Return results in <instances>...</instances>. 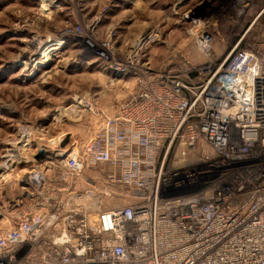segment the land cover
<instances>
[{
	"label": "built area",
	"instance_id": "built-area-1",
	"mask_svg": "<svg viewBox=\"0 0 264 264\" xmlns=\"http://www.w3.org/2000/svg\"><path fill=\"white\" fill-rule=\"evenodd\" d=\"M256 1H229L232 22ZM189 23L198 81L180 76L189 61L145 67L109 112L88 106L89 136L0 202V264H264V44L239 37L216 58L209 20ZM72 33L128 73L109 40Z\"/></svg>",
	"mask_w": 264,
	"mask_h": 264
},
{
	"label": "rangeland",
	"instance_id": "rangeland-1",
	"mask_svg": "<svg viewBox=\"0 0 264 264\" xmlns=\"http://www.w3.org/2000/svg\"><path fill=\"white\" fill-rule=\"evenodd\" d=\"M229 1L0 0V202L14 197L23 184L16 182L19 177L55 158L49 148L71 149L85 140L94 124L87 104L109 112L143 68L184 69L189 61L194 68L180 76L196 83L205 59L188 31L191 17L209 20L213 57L225 54L239 37L240 47L264 44V0L238 24ZM78 27L95 43L109 40L113 59L128 73H114L87 51L72 33ZM75 99L85 104L76 105ZM23 142L28 145L21 151ZM43 144L48 148L36 153ZM15 155L18 161L11 162Z\"/></svg>",
	"mask_w": 264,
	"mask_h": 264
},
{
	"label": "bare ground",
	"instance_id": "bare-ground-1",
	"mask_svg": "<svg viewBox=\"0 0 264 264\" xmlns=\"http://www.w3.org/2000/svg\"><path fill=\"white\" fill-rule=\"evenodd\" d=\"M75 101H76V105H78V104H85V101L83 100V99H75ZM88 106H90V104L88 103L87 104ZM75 106V105H74ZM75 107H77V106H75ZM90 111V110H89ZM79 112V111H78ZM80 118V117H79ZM79 118L78 119H76V121H78L79 120ZM75 121V120H74ZM43 141V140H42ZM57 141H60L59 139L58 140H55V141H50V142H48V143H51V142H53V143H55V142H57ZM23 144V146L21 147V151H23V150H25V147L28 145L26 142L24 143H22ZM52 144V143H51ZM44 146H38V148H37V151H36V153L38 152L39 153V151H44L45 149H47L48 148V145L47 144H43ZM53 149V148H52ZM48 149V150H50V151H55V149ZM20 155V154H19ZM22 155V154H21ZM16 156V155H15ZM16 161H18V159H17V156H16V159H14V157H13V160L11 161V162H16ZM19 189H21V188H19ZM22 190V189H21ZM20 194V193H19Z\"/></svg>",
	"mask_w": 264,
	"mask_h": 264
},
{
	"label": "crops",
	"instance_id": "crops-1",
	"mask_svg": "<svg viewBox=\"0 0 264 264\" xmlns=\"http://www.w3.org/2000/svg\"><path fill=\"white\" fill-rule=\"evenodd\" d=\"M219 56H220V54H219ZM167 65H168V64H166V65H165L163 68H166V67H167Z\"/></svg>",
	"mask_w": 264,
	"mask_h": 264
}]
</instances>
